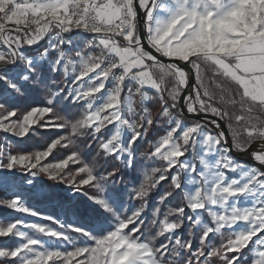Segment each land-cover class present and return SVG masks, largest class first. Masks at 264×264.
Segmentation results:
<instances>
[{"label": "snow or ice", "instance_id": "obj_1", "mask_svg": "<svg viewBox=\"0 0 264 264\" xmlns=\"http://www.w3.org/2000/svg\"><path fill=\"white\" fill-rule=\"evenodd\" d=\"M72 33L92 35L75 51V59L62 51L68 43L65 35ZM46 38L53 43L38 56L25 53ZM50 52L58 53L51 62ZM46 63L53 74L71 78L64 98L83 105L84 112L75 122L53 120L59 95L53 93L43 107L22 115L12 108L0 115V133L19 139L37 128L68 130L45 150L30 154L12 155L0 146V170L67 180L75 193L93 187L100 194L88 197L94 210L105 220L114 217L115 223L111 230L97 232L65 225L15 197L0 207L50 221L56 228L0 220V238L20 241L14 250H0V264L5 259L12 264H178L176 257H181L179 264H240L246 249L252 264H264V0H0V110L19 103L29 85L43 82ZM232 85L239 91L233 93ZM150 92L161 109L155 120L144 107L154 99ZM229 108L241 114H230ZM202 115L215 119H197ZM157 121L168 127L146 160L161 166L145 172L131 196L141 205L123 218L105 190L104 182L115 171L98 175L96 164L84 163L79 152L44 163L54 150L73 147L74 138L90 135L98 143L96 157H111L131 168L134 146ZM218 121L225 122L228 136ZM106 131L107 138L101 139ZM257 141L260 145L250 156L259 167L231 155L248 152ZM76 165L81 166L75 172L66 171ZM169 179L173 189L183 191L185 204L162 212L173 193L161 196L152 211L154 231L146 236L147 199ZM185 220L190 224L187 240L178 234ZM194 228L199 232L195 248ZM225 232L227 241L212 246V237ZM70 233L90 244H79ZM64 247L72 250L62 252Z\"/></svg>", "mask_w": 264, "mask_h": 264}, {"label": "trees", "instance_id": "obj_2", "mask_svg": "<svg viewBox=\"0 0 264 264\" xmlns=\"http://www.w3.org/2000/svg\"><path fill=\"white\" fill-rule=\"evenodd\" d=\"M72 34H66L65 40L69 39ZM52 41L49 38L41 41V43L31 49L25 48L24 51L31 57L38 56L41 52L48 48L49 44ZM65 46H63L62 51ZM55 52H50L48 55V59L55 58ZM44 77L42 83L29 85L27 94L25 97L21 98L19 103H9L5 105V108L0 110V115L6 114V111L11 110L12 108H17L19 113L22 115L31 107H43L46 105L47 99L52 97L53 93H58L56 96L55 102V115L52 117L53 120H57L58 123L63 124L65 120L69 122H75L79 118H81V114L84 112V107L81 104H73L70 99H65L64 97L68 95V88L70 85V80L65 79L62 73L53 74L46 67L43 69ZM233 93L239 91L237 86H231ZM154 96L153 101L147 102L145 105L148 109V112L151 114V117L155 120L157 118L158 113L160 112V104L159 100L155 98V94L150 92ZM3 99L11 101L10 96H5ZM254 110L258 112V106H254ZM229 113L235 112V114H241L239 111L229 108ZM18 119V117H14L13 120ZM225 123V122H224ZM226 126V124H225ZM167 122L166 121H157V123L151 127L148 131L146 138L137 142L134 146L133 151L138 157L135 159L134 166L131 168H127L120 161H117L114 158L109 157L105 160L102 156L96 157V153L98 148L96 146V141H93L90 135H85L81 138L76 139V144L73 147L63 149L58 148L54 150V153L46 160V162H59L63 158H65L71 152H79L81 155V159L84 163L92 165L96 164V172L100 175H106L108 172L115 171L116 175L111 177L108 181L104 182L105 190L108 196L111 198L116 207L119 208L118 216H124L126 214L131 213V211L139 208L141 205L140 201L132 200L131 196L133 192L138 189L141 185V173L139 172L140 166L148 165L146 160V156L151 152V146L165 134L167 130ZM240 126L233 124V130H238ZM207 128L211 129L213 132L214 129L212 126L207 125ZM227 131L229 133V129L226 126ZM214 133V132H213ZM68 135V130L62 131H41L39 128L34 130L32 135H29L23 139L14 140L13 138L8 136V144L6 146V151L12 154H30L35 151L45 150L48 144L55 138L60 136ZM108 135L106 131L103 136ZM4 134L0 133V143ZM7 138V137H6ZM231 143H232V138ZM245 138L241 137V141L243 142ZM253 143L251 146L255 147L256 144ZM91 145V147H89ZM96 157L95 161L93 158ZM146 160V161H144ZM240 162V161H239ZM246 164L244 162H240ZM249 165V164H248ZM253 166V165H250ZM76 166H70L67 170L68 173H72L76 171ZM172 174V173H171ZM169 174V176L171 175ZM38 179L34 183V187H37L40 191L38 195L33 196H25L23 199L26 204H54L56 209L62 213V216L67 221H72V223L80 224L83 227L89 228L93 232H97L100 229L108 230L111 227V222L115 220V218L108 217L105 220L104 216L99 215L94 209L95 206L91 204L88 197H97L100 195L95 188L87 187L81 189L80 193H73L71 196L66 195L67 191V180L63 183L58 181H50L43 174H39ZM17 178V177H16ZM15 178V179H16ZM80 177H77L79 180ZM19 189L25 190L22 187ZM172 192L173 195L165 202L162 206V212L167 211L168 208L175 210L178 207L184 206V196L182 194V190H175L172 188V185L169 180H165L158 185V187L151 191L144 211L143 219L146 222L147 227L144 229L145 235H149L151 231L154 229L151 228V220H152V211L155 207H157V201L163 196L165 193ZM9 196L6 195L0 189V202L8 200ZM187 211V210H186ZM10 213V210L6 207H0V216H5ZM188 215H191L190 212H187ZM160 218H163L162 216ZM170 219H176L175 217H170ZM190 224L187 220L184 221V227L179 231V235L182 239H189L188 229ZM193 232L196 233L195 236L191 237L196 241L193 247H198V237L199 232L194 228ZM1 240V239H0ZM222 242H226V238H219L217 236L212 237L211 245L215 247H219V244ZM248 249L244 250L243 257L245 255L248 256ZM184 260H187V255L185 254L183 257ZM176 260L179 264L181 261V257H176ZM247 259H242L240 264H247ZM211 264H219L218 261L213 260Z\"/></svg>", "mask_w": 264, "mask_h": 264}, {"label": "rangeland", "instance_id": "obj_3", "mask_svg": "<svg viewBox=\"0 0 264 264\" xmlns=\"http://www.w3.org/2000/svg\"><path fill=\"white\" fill-rule=\"evenodd\" d=\"M66 41H68V43L65 44V48H64L63 51H64V53L67 56H70L71 58L75 59V51L78 48H81L83 46V44H81L82 43L81 41H77V39L75 37H73L72 35ZM52 43H53V41H52ZM55 55L57 56L58 53H55ZM56 56H55V58H56ZM55 58L48 59V61L51 62V61L55 60ZM44 67H46L47 69H49L50 64L49 63H46L44 65ZM44 79H45V77H44ZM68 79L70 80V85H69L68 90H70L71 87H72L71 78L69 77ZM137 106L140 107L139 104ZM142 110L143 109H141L140 111H142ZM213 129H214L213 132L215 133L216 129L215 128H213ZM3 134H4V136L1 139L0 146H5L4 147V151L7 152L6 151V146L8 144V136L11 137V138H13L14 140H19V138L13 137L12 135L7 134V133H3ZM106 138H107V135L106 136H103V135L101 136V139H106ZM259 145H260V142L256 144V146L252 149L251 152L257 151V148L259 147ZM96 146L98 148V143L97 142H96ZM135 159H138V157H136V155H135ZM144 161H146V160H144ZM2 162L6 164L7 163V160L4 159ZM147 162H148V165L147 166L146 165H143V166H140V168H139V172L141 173V177H142L141 180L142 181H143L144 174H145L146 171H150V168L152 166L160 167L161 166V163H162V162H157L155 165H152V163L150 161H147ZM44 163L45 164H51V163H55V162L48 163V162L44 161ZM122 164L125 165L127 168H129L126 165V163H122ZM245 165H248V164H245ZM78 166H81V165H78ZM249 166H250V164H249ZM172 174H175V170H173V173ZM38 175H39V173H37L35 176L24 175V174L21 173L20 170H16V171H12V172L7 171L6 169L0 170V189L6 195L9 196V199L8 200L1 201L0 203L8 202V201H10L11 199H13L15 197H22V198H24L25 196H33V195L35 196V195H38L40 193V191H39V189L37 187H34L35 186L34 183L36 182V179H38V177H40ZM98 175H100V174H98ZM29 180L32 181L31 184L28 183ZM142 181H141V183H142ZM20 187H22L25 190L19 189ZM67 188L68 189L66 191V195L71 196L74 193V190L70 189L69 187H67ZM182 194L184 196L183 191H182ZM27 205L31 209H33L36 212H38L40 214V216H49V217H52L53 219H57L60 223L65 224V225L75 224V223H72V221L65 220L63 218V216H62V213L59 211V209H56L55 208L54 204H43V205L42 204H36V205L27 204ZM129 214H131V213H129ZM129 214H126V215H129ZM126 215H124V216L119 215V217L123 218ZM111 218H113V217H111ZM203 219L205 221H208L209 218L205 214L203 216ZM0 220H3L4 223H5V225H6L7 222L31 221V222H35V223L40 224V225H43V226L52 227L53 229L56 228V225L55 224H52L50 221L40 220V219H37V218H34V217H29V216H27L25 214H18V213H15V212L11 211V210H10V213L9 214H7L5 216H0ZM114 223H115V220L113 222H111V227L108 230H111L113 228ZM71 235H73V237L76 239V241L79 244H81V245H83V244H90V242L86 241L83 237H79L76 234H71ZM260 235L264 236V233H261ZM227 236H228L227 232H225L222 236L221 235H217V237H219V238L225 237L226 238V241H227ZM0 239H1L0 240V250H8V251L14 250V248L20 243V241L17 238H15V237L0 238ZM41 239H46V238L41 237ZM49 243H51L50 240H49ZM219 246H220V244H219ZM60 250L62 252H66V251L72 250V249H71V247H64V248H62ZM247 254H248V256L247 255L244 256L248 260V263L247 264H252L253 255H250L249 254V251H248ZM0 259H3V258H0ZM4 264H12V262L5 259L4 260ZM57 264H62V262H57ZM73 264H75V262H73Z\"/></svg>", "mask_w": 264, "mask_h": 264}, {"label": "water", "instance_id": "obj_4", "mask_svg": "<svg viewBox=\"0 0 264 264\" xmlns=\"http://www.w3.org/2000/svg\"><path fill=\"white\" fill-rule=\"evenodd\" d=\"M140 20H141V23H142V16L140 14ZM143 32V29H141V33ZM162 59V58H161ZM197 119H200V120H203V121H207V120H210V119H215L214 117H209V116H205V115H202L201 117H198ZM221 125V130L225 132V135L228 136V131H227V128L225 126V123L223 121H218ZM210 125V124H208ZM212 126V125H210ZM228 146L231 147V139H230V136L228 137ZM254 147L251 146L248 150V152L246 153H238V152H232L231 155L234 157L235 160L237 161H240V162H244L246 164H250V165H253V166H257L259 167L258 165H256L254 163V161L251 159L250 157V152L252 151Z\"/></svg>", "mask_w": 264, "mask_h": 264}, {"label": "built area", "instance_id": "obj_5", "mask_svg": "<svg viewBox=\"0 0 264 264\" xmlns=\"http://www.w3.org/2000/svg\"><path fill=\"white\" fill-rule=\"evenodd\" d=\"M142 21H143V14L141 13ZM72 36L75 37L77 40L84 41V39H92L91 34H84V33H72Z\"/></svg>", "mask_w": 264, "mask_h": 264}, {"label": "crops", "instance_id": "obj_6", "mask_svg": "<svg viewBox=\"0 0 264 264\" xmlns=\"http://www.w3.org/2000/svg\"><path fill=\"white\" fill-rule=\"evenodd\" d=\"M77 41H81V40H77ZM81 42H82L81 44L84 43V41H81ZM137 99H138V98H137ZM144 107H146V105H144ZM146 108H147V107H146ZM137 109L140 111L142 108L137 106ZM147 110H148V109H147Z\"/></svg>", "mask_w": 264, "mask_h": 264}]
</instances>
